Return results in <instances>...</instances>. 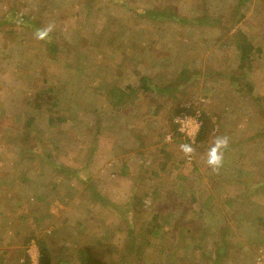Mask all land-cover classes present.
<instances>
[{
  "label": "rangeland",
  "instance_id": "rangeland-1",
  "mask_svg": "<svg viewBox=\"0 0 264 264\" xmlns=\"http://www.w3.org/2000/svg\"><path fill=\"white\" fill-rule=\"evenodd\" d=\"M141 77L162 92L117 105ZM40 242L50 264H264V0H0V264Z\"/></svg>",
  "mask_w": 264,
  "mask_h": 264
},
{
  "label": "clouds",
  "instance_id": "clouds-1",
  "mask_svg": "<svg viewBox=\"0 0 264 264\" xmlns=\"http://www.w3.org/2000/svg\"><path fill=\"white\" fill-rule=\"evenodd\" d=\"M56 29V23L50 21L46 26L35 29L33 35L37 41H49L51 39L52 33ZM178 123H181V130L187 129L189 134H192L195 131H198L199 125L191 120L190 118L177 120ZM230 145V137L228 135H216L210 141V146L207 148L203 154V159L208 168L212 172L218 173L219 170L224 166L225 154ZM180 152L188 157L192 158L196 154V148L193 147L191 143H181L179 145ZM38 256L33 257L34 264H38ZM21 264H24L23 259H21Z\"/></svg>",
  "mask_w": 264,
  "mask_h": 264
},
{
  "label": "trees",
  "instance_id": "trees-1",
  "mask_svg": "<svg viewBox=\"0 0 264 264\" xmlns=\"http://www.w3.org/2000/svg\"><path fill=\"white\" fill-rule=\"evenodd\" d=\"M241 60H242V65L244 64L243 61L248 57V55L250 54V52L253 50V46L250 45L248 42L246 45H242L241 47ZM260 52H262L261 50H259ZM245 66V65H243ZM242 66V67H243ZM190 74V71L185 70L183 72V74L181 75L182 78H186L187 79V75ZM147 78L146 77H141V83L138 87H133L129 89V92L126 90H118L119 92V97H118V101H117V105H125L127 101H129L127 98L131 99L133 97H136L134 100L137 101L138 96V91H143L146 92L147 90H150L152 92H158V94H160L162 92V88L160 87H155L154 89H151L148 87V82H147ZM232 80H234L235 82H237L239 85H241L242 88H245L247 90L249 84L247 83V81H245V79L243 77L237 78L235 76L232 77ZM243 90V89H242ZM110 91L113 92V90L111 89ZM138 96V97H137ZM55 104V103H54ZM201 131L199 133V137H198V143L200 144H206L207 141H209L212 138V134H213V130H214V119L212 117H210L207 113H203L202 117H201ZM157 144V143H156ZM161 151V153L164 152L165 149L161 148L159 149ZM159 218V214H155L153 216V218L151 219L150 222H148L149 224L151 223V225L153 226H149L148 227V232L150 234H152V232H154V225L157 221V219ZM159 230L157 229L156 234H159L158 232ZM158 232V233H157ZM41 243V252H42V259H41V264H50L49 262V249L48 247L45 245V243L40 242ZM150 244V243H149Z\"/></svg>",
  "mask_w": 264,
  "mask_h": 264
},
{
  "label": "built area",
  "instance_id": "built-area-1",
  "mask_svg": "<svg viewBox=\"0 0 264 264\" xmlns=\"http://www.w3.org/2000/svg\"><path fill=\"white\" fill-rule=\"evenodd\" d=\"M187 118H190V119H191V117H188V116H182V119H187Z\"/></svg>",
  "mask_w": 264,
  "mask_h": 264
}]
</instances>
